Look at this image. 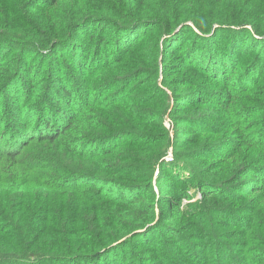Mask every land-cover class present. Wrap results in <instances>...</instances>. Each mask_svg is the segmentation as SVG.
<instances>
[{
	"label": "trees",
	"instance_id": "trees-1",
	"mask_svg": "<svg viewBox=\"0 0 264 264\" xmlns=\"http://www.w3.org/2000/svg\"><path fill=\"white\" fill-rule=\"evenodd\" d=\"M255 1L0 0L7 6L0 10V264H148L144 254L160 252L158 228L177 233L171 222L180 200L156 203L149 181L127 170L131 157L121 158L117 144L103 146L120 132L94 133L102 119L87 109L101 98L80 97L137 80L143 70L131 64L142 40H155L160 59L161 42L177 48L183 40L174 36L186 32L194 35L193 50L185 51L192 61L213 79L230 82L241 60L206 59L194 26L209 33L250 21L257 29L260 12L250 16L246 8L264 10ZM81 38L85 42H77ZM37 45L57 51L46 78L42 66L28 61ZM253 51L263 55L256 46ZM67 59L89 84L74 86L58 76ZM241 171L250 181L260 175L246 164ZM252 263L264 258L242 264Z\"/></svg>",
	"mask_w": 264,
	"mask_h": 264
},
{
	"label": "rangeland",
	"instance_id": "rangeland-1",
	"mask_svg": "<svg viewBox=\"0 0 264 264\" xmlns=\"http://www.w3.org/2000/svg\"><path fill=\"white\" fill-rule=\"evenodd\" d=\"M253 4L264 6V0ZM6 7L0 3L1 11ZM246 8L250 16L260 12L258 30L243 19L249 23L223 25L221 31L209 33L194 26L206 59L241 60L230 82L213 79L192 61L185 51L193 50L194 35L186 32L174 36L183 40L177 48L161 42L160 59L155 40H142L131 64L132 70H143L137 80L116 81L80 97L101 98L87 109L102 119L94 133L102 137L120 132L103 146L117 144L121 158L131 157L124 162L127 170L149 181L156 203L165 207L169 198L180 200L176 223L171 222L177 233L164 225L158 228L160 252L148 250V264H242L264 258V10ZM37 46L28 61L42 66L46 78L57 51ZM255 46L262 56L253 51ZM65 62L55 71L58 76L74 86L81 80L90 83L68 59ZM244 164L260 172L256 180L243 175ZM242 176L241 190L233 187L238 181L231 186ZM218 193L227 195L217 198ZM139 242L140 249L145 247Z\"/></svg>",
	"mask_w": 264,
	"mask_h": 264
}]
</instances>
